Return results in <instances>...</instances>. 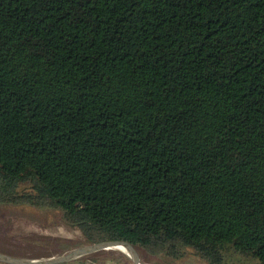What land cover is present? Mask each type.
Listing matches in <instances>:
<instances>
[{
	"label": "trees",
	"instance_id": "trees-1",
	"mask_svg": "<svg viewBox=\"0 0 264 264\" xmlns=\"http://www.w3.org/2000/svg\"><path fill=\"white\" fill-rule=\"evenodd\" d=\"M7 205L166 262L264 264V0H0Z\"/></svg>",
	"mask_w": 264,
	"mask_h": 264
},
{
	"label": "rangeland",
	"instance_id": "rangeland-1",
	"mask_svg": "<svg viewBox=\"0 0 264 264\" xmlns=\"http://www.w3.org/2000/svg\"><path fill=\"white\" fill-rule=\"evenodd\" d=\"M63 217V213L55 209H37L28 205L0 206V250L6 251L1 254L42 259L49 258L44 256L54 252L61 255L66 251L60 250L65 248L72 250L91 244L79 230L67 225ZM139 254L143 264H207L192 252L170 262L154 259L142 251ZM87 258H96V264H131L127 253L117 250L102 251L78 260Z\"/></svg>",
	"mask_w": 264,
	"mask_h": 264
},
{
	"label": "water",
	"instance_id": "water-1",
	"mask_svg": "<svg viewBox=\"0 0 264 264\" xmlns=\"http://www.w3.org/2000/svg\"><path fill=\"white\" fill-rule=\"evenodd\" d=\"M119 246L125 248L131 264L141 263L139 251L132 243L126 241H105L101 243L83 245L54 257L42 259H24L23 261L25 262L15 261L13 259L19 258H14L12 256L0 253V264H65L80 259L84 256L96 254L102 251L114 250Z\"/></svg>",
	"mask_w": 264,
	"mask_h": 264
},
{
	"label": "crops",
	"instance_id": "crops-1",
	"mask_svg": "<svg viewBox=\"0 0 264 264\" xmlns=\"http://www.w3.org/2000/svg\"><path fill=\"white\" fill-rule=\"evenodd\" d=\"M70 248H65V250H60V252L61 251H67V250H69ZM6 251H4V250H0V253H5ZM59 252H54V253H52V254H50V255H48V256H44V257H54V256H57V255H59L58 254ZM10 256V255H9ZM34 259V258H33ZM37 259H39V258H37ZM41 259V258H40ZM79 260L77 259V260H74V261H71V262H68V263H65V264H83V263H80V262H78Z\"/></svg>",
	"mask_w": 264,
	"mask_h": 264
},
{
	"label": "bare ground",
	"instance_id": "bare-ground-1",
	"mask_svg": "<svg viewBox=\"0 0 264 264\" xmlns=\"http://www.w3.org/2000/svg\"><path fill=\"white\" fill-rule=\"evenodd\" d=\"M114 250L121 251V252H126L125 248L122 247V246H119V247L115 248ZM14 258H19V257H15L14 256ZM13 260L19 261V262H25V261H23L24 260L23 258L13 259ZM140 264H143V263L141 262Z\"/></svg>",
	"mask_w": 264,
	"mask_h": 264
}]
</instances>
